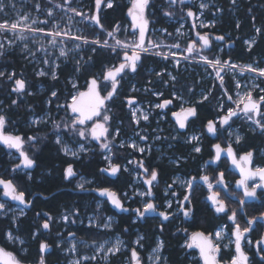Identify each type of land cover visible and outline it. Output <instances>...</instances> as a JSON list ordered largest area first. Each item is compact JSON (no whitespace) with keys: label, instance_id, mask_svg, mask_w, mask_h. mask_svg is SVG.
I'll list each match as a JSON object with an SVG mask.
<instances>
[{"label":"trees","instance_id":"trees-1","mask_svg":"<svg viewBox=\"0 0 264 264\" xmlns=\"http://www.w3.org/2000/svg\"><path fill=\"white\" fill-rule=\"evenodd\" d=\"M43 2V0H33L30 8L34 10L36 3ZM113 3V8H107L105 3L102 2L101 7L103 10L100 11V20L103 30L98 27L91 28L85 34L86 38L91 39L98 32L112 31L117 25L119 26V31L115 35L118 38L132 37L130 29H126L127 26H130L128 10L131 7L132 0H113ZM71 4H77V0H72ZM81 4L88 9H93L94 5H96L95 0H83ZM212 7L207 11L206 18H212V9L218 7L224 9V13L219 17L216 29L225 32L228 38L226 39L224 50L220 51V46L217 45L208 53L209 57L213 59L219 56L221 61L231 60L237 64L256 62L260 67L264 68V34L252 38L256 28H261L262 33H264V0H236L235 4H231L229 0H216ZM149 8V24L155 26H167L169 18H182L183 15L177 5L169 7L165 0H150ZM165 10L171 11L173 15L165 16ZM237 23L240 25L239 28L236 26ZM45 28L49 29L50 23L45 25ZM240 36L241 38H238ZM245 39L255 40L251 51L245 46ZM228 43H234L235 46L231 47L227 45ZM92 48H96V51L93 52ZM82 54L85 60L79 66V72L76 71L78 66L75 62L71 60L65 63L61 62L56 69L58 78L55 80L50 75L38 76L37 73L40 66L31 63L30 59L17 49L7 51L4 56L0 57V70L5 71L6 74L14 71L17 78H23L27 82V91L32 93L31 95L25 93L18 98L17 94L11 91L13 82L6 78L1 79L4 81V91H7L4 105L7 109L5 115L7 116L8 124L12 126V130H16L24 138L32 135L44 136L46 133L48 135L51 132V128L48 125L43 124L36 128H29L26 125L32 117H44L46 114L57 115V120L63 116L69 117V112L65 111L63 107L58 108V105H67L71 102V97L75 91L71 79L75 78L78 83V89L85 91L87 83L92 77L99 79L107 67L118 66L122 62L120 52L114 53L99 46H85ZM89 57H91L90 60ZM163 69H170L168 61L164 62L152 56L144 57L143 62L137 67L135 73L124 76L121 80L118 97L108 105L112 110L109 122L110 132L114 134L117 129L119 130V135L115 138V146L112 150V162L121 166L120 176L116 180H110L103 175L100 169L105 168L107 162L103 157L104 152H99L98 146L94 143H91L92 150L89 154L81 155L79 159H71L62 154L61 147L55 143V138L49 135V139L47 138L40 145L39 150L34 153L37 166L31 172L32 179H29L27 175H17L15 182L18 189L24 191L30 197L35 193L40 194V197L32 202L30 211L18 217V221L15 224L12 221L11 214L5 215V217L0 215V247L12 252L22 261V264H37L40 256L39 244L44 241L53 248L51 254L45 255L46 262L48 264H66L68 260L64 253L66 245L62 244L57 247V242L64 241L68 236H72L70 233H74L75 237L91 244H97L115 233H121L127 238V243L130 247H133L135 238L142 235L141 244L145 246L146 250H150L157 244L159 235L164 241L163 254L168 264H200L199 260L190 259L191 256L196 255L198 252L196 250L187 252L188 249L184 246L187 239L191 237L192 233L198 231L203 232L205 235H213L220 225L227 223L226 217L215 215L209 203L206 199L204 200L203 189L200 187H195L190 193L191 203L194 207L193 219L191 222L183 223L181 226H178V221H176L170 225L163 226V231H161L160 225L134 222V214L129 216L121 215L112 231H98L87 225V219L92 214L116 215L108 198H99L94 192L92 193L88 190L109 188L117 193L123 203L130 199L133 175L123 170V167L128 165L130 160L138 161L142 159L146 167L150 170L154 168L158 171L157 189L160 192V201L164 202L170 196L163 195V188L172 184L173 176L181 174L188 177H200L203 172L202 165L213 157V142L208 136L202 153H195L193 146L186 139H174V131L171 128L168 133L166 132L163 140L158 143L162 145L163 149H167L171 157L179 160V164L169 163L168 158L161 157L160 152L156 150H153L151 155L146 157L129 147L119 146L122 138L133 135L137 130L132 121L130 108L127 107L126 102L124 103L125 98L135 97L138 102H149L151 106L155 100L151 95L153 91L163 92L164 98H166L172 95L173 89H176L182 91L184 96L189 99L196 95L199 88L205 87L208 91L210 90L212 82L210 80L200 81V77L203 76L201 73L197 74V72L192 71H185L180 74L175 73L176 79L171 81L166 74H163L162 77L156 75ZM150 70L153 71L150 72ZM132 81H136L139 87L147 86L150 93L148 95L132 93L130 90ZM223 84L228 93L233 95L235 92L233 79L230 76H226ZM39 87L42 89L39 90ZM221 88V84L218 85L208 100L204 101L203 104H196L199 112L197 120L199 124L202 123L204 125L207 120H214L220 114L218 106L219 95L222 93ZM52 91L57 92L56 97L51 96ZM256 95L258 96V93ZM14 99L17 100L16 105L11 103ZM225 101L229 105L227 99ZM52 121H54L53 118L50 119V122ZM233 125H241L240 130L243 137L240 143L233 144L237 152L252 151L255 155L254 165H264V134H261L258 130L253 132L249 124L239 118L233 121ZM141 126L142 128L144 127L143 135L151 139L153 137L152 129L155 126L154 117L151 125L146 126L142 123ZM227 138V135L224 138L218 137V142L222 146H226L225 139ZM70 163L77 172L75 179L85 177L89 181L85 185L84 191H72L76 188H74V181L64 179V170ZM12 165H14V162L10 160L8 152L0 146V177H9L12 172ZM133 165L135 164H132V168H134ZM220 167L222 171H225L228 165H224V162H222ZM207 170L210 175H213L218 169L210 166V169ZM230 178L229 176L228 179ZM70 182L72 183L70 184ZM124 192H127L128 196L123 195ZM183 196H185V192L181 191V197ZM257 197V201L244 204L243 210L248 218L259 217L264 213V189H259ZM137 200V197L136 200H130L128 205L130 207L138 206ZM232 206L234 207L235 205L232 204ZM76 212L79 213L78 216L74 215ZM37 213L40 215L38 216ZM45 213L53 218L50 231L47 232L40 227L47 218L44 215ZM64 215L69 217L68 222L63 221L62 217ZM241 219L244 221V216H241ZM73 220H75V223L72 222ZM259 225H264V222L258 223ZM126 228L130 230L131 234L126 235ZM38 229L40 235L33 239V233L37 232ZM10 231L23 240L24 243L19 245L18 242H9L6 238V233ZM263 231L264 227L259 226L252 240H259ZM81 253L89 252L81 251ZM232 255L233 251L224 250L223 259L231 260ZM122 263V261H118L117 257H113L109 264ZM85 264L93 263L87 262ZM253 264H262V262L254 257Z\"/></svg>","mask_w":264,"mask_h":264},{"label":"snow or ice","instance_id":"snow-or-ice-1","mask_svg":"<svg viewBox=\"0 0 264 264\" xmlns=\"http://www.w3.org/2000/svg\"><path fill=\"white\" fill-rule=\"evenodd\" d=\"M105 3L107 8H113L114 3L113 0H95L97 14L92 16H85L86 19H90L93 21L97 26H99L103 30V25L101 24V20L99 17V10L101 8V4ZM65 3L70 4L71 0H65ZM165 3L168 4L169 7L176 5L179 3L180 5H186V0H165ZM232 3L235 4L236 0H232ZM150 0H132L131 7L128 10V15L132 19V27L133 29H138V37L136 36L135 31L133 32V39L128 41H121L115 37V33L119 31V26L117 25L112 31L107 32L108 36L113 37L115 40V45H109L107 40L101 42L99 39H95L89 41L86 37L75 36L71 37L72 39H83L85 44H95L99 45L100 47L110 48L112 52L117 53L118 48L123 50L122 62L118 64V66H111L107 67L105 71L102 73L101 77L98 79L97 77H92L87 83V90L86 91H79L76 95L71 97V102L67 105H58L59 107H63L65 111L70 112V116L68 117V121L63 124V128L66 132H70L74 137H78L79 140L77 141V146L72 147L67 142L62 140L59 130L61 128L60 123H56L53 121V127L57 130L56 133V140L55 143L61 146V151L65 155H70L73 158L79 159L81 153H86L89 149L86 147V144L81 141H94L98 144L100 150L102 152H106L107 154L104 156V159L108 162V166L105 168H101L100 171L102 173H108L109 175L116 176L119 172H121V166L112 162V150L114 145V141L116 136L119 135V130L115 131V134L110 132V125L109 121L111 119L110 115L108 114L109 109L106 108V102L112 100L117 95V89L120 83V80L127 75L128 71L135 73L137 71L138 63L141 61V53H147L151 48H159L160 44L156 43L152 40L147 41V46L145 43L146 37V30L149 24V20L145 16V10L149 7ZM37 11L40 10L39 3L35 5ZM56 7L61 8L62 5L57 4ZM199 8L201 9V15H203V10L209 8L207 3L201 2L199 4ZM5 9L3 0H0V12H3ZM69 11L75 13L79 16H84L85 14L78 11L75 8H69ZM183 10V9H182ZM220 11V9H217ZM47 16L53 17L54 12L52 9L47 10ZM165 16H172L173 13L169 10L164 11ZM188 17H195L196 14L189 9L186 13ZM198 19V17H197ZM71 20V17H69ZM255 20V18H253ZM30 21V22H29ZM38 21L36 19H30V14H24L20 16V18L9 24L8 21L4 23H0V33L12 32L16 39L21 41H25L28 37L25 35V32L31 33H43L45 36L50 37L49 43L52 46H56L58 43L63 44V36H70L69 32H63L60 29V25L58 23H53V30L49 32H45L43 28H36ZM41 24H47L48 20L39 21ZM201 27H211L214 26V22L210 24H205L203 21L200 22ZM237 28H239V23H237ZM195 27V25H194ZM166 31V30H164ZM179 32V29L177 30ZM257 35L264 34L262 33L261 28L255 29ZM199 40L202 42L201 49L210 48V39L207 34L200 35L197 33ZM60 37L58 40L57 38ZM215 39L217 41H223V36H216ZM12 41H9V45H11ZM245 44L248 46V50L251 51L253 45L255 44V40H246ZM4 44L0 43V56L5 55L4 51ZM79 48V45H76ZM172 47H179V44H174ZM24 49L28 50L27 44L24 45ZM131 50V55H129L128 50ZM201 49H197L195 43H190L186 51L189 55L193 53L199 54ZM30 51V50H28ZM92 51L95 52L96 48H92ZM223 51V49H221ZM31 55H35V53H31ZM119 54V53H118ZM156 55H162L164 59H168V56L162 53H155ZM172 55H175L174 53ZM60 56L66 57L67 52L63 47L60 48ZM91 57H89V60ZM188 59V57H185ZM200 61L204 62L205 64L211 66L216 71V77L221 82V87H223V76L221 72H223L226 68L227 69H234L237 67L234 63H230V61H221L218 57L214 59H209L206 55H200ZM45 65H50V70L45 71L41 69L37 75L39 76H51L53 80L57 79V74L55 69L58 67L53 61H50L48 58H45L42 61ZM79 65V61L76 62ZM179 62L177 61V64ZM76 71L79 72V66L76 68ZM241 72L248 71L255 73L259 77H264V68H260L255 66L254 64H248L242 66L240 68ZM158 77H162L163 73H156ZM171 81H175L176 77L172 76L171 73L167 74ZM0 78H6L9 81H12V88L11 91L17 94L18 98L27 93L31 95V92L27 91V82L23 78H17L16 73L13 71L11 73H7L5 71H0ZM73 87H76V84H73ZM237 88H240V84L237 83ZM254 87H257L254 85ZM110 88V90H109ZM135 87H133V91H136ZM102 91H106V95H102ZM227 90H225L226 93ZM264 92V89H261ZM153 95L161 96L162 93L153 92ZM239 95V94H238ZM52 97L57 96L56 91L51 92ZM208 95H203L201 100L197 102V105L203 104L204 101L208 100ZM174 99L183 100L182 96H177L176 93L172 94V99H164L162 103H157L155 105L158 109H165L168 105L173 103ZM229 100L232 99L231 96L228 97ZM12 105L17 104V100H12ZM135 99L128 100V106L131 110V117L133 123L136 125L140 124V121H148L149 114L147 112L142 111L139 107H134ZM242 105V107H241ZM264 106V95H261L259 99H254L252 92L248 91L243 96L239 97V100L236 102V109L228 108L226 111L223 108V105H219L221 111H224L225 114L219 118V125L221 127L227 125L228 128H231L230 121H232L233 117L239 118L241 114H243L244 119L249 121L252 125H255L252 128V131H259L261 134H264V114L261 112V108ZM197 106H189L184 107L181 105L179 111L172 112V116L175 118L176 124L178 125L179 129H185L188 125L189 118H195L197 116ZM47 119L36 118L32 121L33 124L38 125L40 123H47ZM8 123L7 116L0 112V144L4 145L9 150H15L18 153V162L15 164L13 171L17 170H31L37 166V161L35 159L34 154H30V152L25 149V144L28 143L30 147H36V142L38 141V137L36 136H29L27 140L21 135H13L8 134L5 132V125ZM206 130L208 133L215 135L217 133V121L209 120L206 124ZM227 130V129H225ZM139 136V139L142 141H147L148 137L146 135H141L139 132L136 133ZM229 135L231 136L232 133L230 132ZM156 140H160L161 137H155ZM200 138L198 136L190 137L188 142L191 141H198ZM243 137L239 134L235 135V143H240ZM120 147H125V142H121ZM127 147H131L134 150L138 151L141 154L146 152H150V147H140L135 141H132L127 144ZM215 149V159L219 160L221 157L222 152H226L228 158L231 159L232 164L239 169L240 171V179L236 182L238 188L243 189V197L255 199L257 198V193L259 189H264V167H256L252 168V160H253V152L249 151L246 154L242 155L237 159L231 144L227 146V148H222L220 144L214 145ZM38 150V149H37ZM193 151L196 153L201 152V148L198 146H193ZM130 164H135L136 169L140 170L137 174V179H142L143 184L147 185V188L143 192H134L135 196H139L141 198H148L143 203L142 209L136 208L134 211L136 216L140 219L145 218L146 213L150 212H157V205L152 202L151 197H153V187L154 182L158 181L159 173L156 169H149L145 166L144 160L138 161H129ZM124 171H128L127 168L123 169ZM142 173V175H141ZM29 179H32L30 172H25ZM77 175V172L74 170L73 165L70 163L64 170V179H70ZM256 178L259 179V183H253L251 186L249 185V181H255ZM205 184H207L211 195H209L208 199L212 202L215 211L217 213H226L228 208L225 204L224 199L220 198V193L218 191H212L213 184L210 182V178L207 175L201 177ZM195 180V177H193ZM80 183H77L76 187L78 189L84 190L85 183H89V181L84 180L81 177ZM217 184L223 187H227L224 182V173H219V179L217 180ZM0 187L3 189V195L5 197L10 198L12 201L18 202L20 205H24L25 207L31 206V201L26 200L25 192L19 190L18 187L13 183L12 180H4L0 178ZM169 188L172 185H168ZM186 187L189 190V194L183 197V202L179 204L178 211L182 212L185 217H189L191 215L192 209L187 207L186 205L191 204L190 193L193 187L192 180L186 182ZM100 196H106L108 201L120 211L128 212L130 211L129 208L124 206L121 198L117 196V193L110 190L109 188H100L97 189ZM127 195V194H125ZM175 195V193H173ZM241 198L239 200V204L241 207L245 204V199ZM172 207V202H167V208ZM6 205L5 203H0V213L5 212ZM20 215H24V209L21 208ZM39 216L40 214L37 213ZM47 218L41 224V228L43 230L50 231V226L52 223L53 218L49 216L47 213L44 214ZM74 215L78 216L79 213L76 212ZM158 215L163 218V220L167 221L170 218V213L167 211H159ZM13 223H17L18 217L13 216ZM62 219L65 222H68L69 217L64 215ZM228 220L232 221L233 230L232 236L234 237V241L230 240V244H234V255L231 257V260L228 264H251V259L248 253L245 250L244 242L246 240L247 235L253 231V226L258 225L259 221H264V213H262L259 217H252L247 220V226L241 228L240 224L237 222V212L235 209L231 211V214L228 215ZM75 223V220L72 221ZM135 222V221H134ZM264 227V225H259ZM89 227H103L104 229H110L112 227V217H107L102 225L96 223L93 218H89ZM226 227V226H225ZM127 231V229H126ZM161 231H163V226H161ZM40 235L39 229L37 232L33 233V239H36ZM70 235H75L74 233H70ZM6 237L8 240L15 243L19 240V237H15L12 232L6 233ZM225 238L224 230L221 229L212 235H205L203 232H194L191 234L190 242L186 244V247L189 249L196 248L199 250L200 258L203 261V264H220L218 260V255L221 251V246L219 241ZM141 240L143 237H139L134 243L140 245ZM215 240V242H214ZM20 244H23V240L19 241ZM247 245L255 247L256 255L259 256L260 261L264 264V235L260 237L259 240L253 241L251 239L246 240ZM122 242L117 240V242L110 248L107 249L108 253L115 255L117 252L121 250ZM60 245L58 244L57 247ZM142 246V245H141ZM50 248V245L47 242L41 241L39 244V259L37 264H46V259L44 253ZM164 248V241L158 240L157 246L152 250L153 255L149 257V259L153 262V264H159L161 260L165 261L166 258L161 256L162 249ZM224 248H229V244H225ZM76 245L75 243L72 244L70 251H75ZM99 251H104V245L101 244L99 246ZM84 259H93L95 260L96 257L93 256L91 258L85 257ZM107 259V256H105ZM131 261L134 264H140L139 254L135 248L131 249ZM0 264H22V261L18 259L12 252L6 251L4 248L0 247ZM69 264H80L79 260L70 261Z\"/></svg>","mask_w":264,"mask_h":264},{"label":"rangeland","instance_id":"rangeland-1","mask_svg":"<svg viewBox=\"0 0 264 264\" xmlns=\"http://www.w3.org/2000/svg\"><path fill=\"white\" fill-rule=\"evenodd\" d=\"M43 1H44L43 3H39L40 10L37 11L36 7L34 8V10H32L30 8V4L33 2V0H3L4 6H5V9L3 12L5 13L6 17L8 18L7 21L9 22V24L11 22L17 21L20 18V16H22L24 14H30V19H36L38 21V23L36 25H34V27L43 28L45 32H49V31L53 30V23H58L60 25V29L63 30V32H69L70 31V36H63L64 43L62 45L58 43L56 46H52L49 43L50 37L45 36L43 33H39V32L38 33H31V32L26 31L25 35L28 37V39L25 41H21L19 39H16V37L14 36V34L12 32L0 33V43L4 44L5 53L7 51L12 50V49L19 50L21 53L25 54L28 59H30L31 63H34L37 66H40L38 69V72L41 69H43L45 71L50 70V65H45L42 62L45 58H48L50 61H53L56 65H58V67L60 66L61 62L65 63V62H68L69 60H71L75 63L77 61H79V65H77V66H80L85 60L84 55L82 54V50L85 49V46H99V45L85 44L83 42V39L76 40V39H72L71 37H75V36L85 37V34H87V32H89V30L91 28L97 27L93 21L85 18V16L90 17V16L94 15L96 5H94L93 9H88V8H86L85 5L81 4V2L83 0H77V4H75V5H72L71 3L70 4L65 3V0H43ZM195 2H197L198 5L201 2L207 3L209 5V8L206 10H203L205 12V11L210 10L211 6L213 4H215L216 0H195ZM229 2L231 4H233L232 0H229ZM57 4L62 5V7L61 8L56 7ZM149 7H150V5H149ZM149 7L147 8L146 18L150 21V8ZM69 8H75L78 11L84 13L85 15L84 16L76 15L75 13L69 11L68 10ZM48 9L53 10V12H54L53 17L47 16L46 13H47ZM200 11H201V9H200ZM3 12H0V15H3ZM11 15L13 16L12 18H10ZM200 16L202 17V19L200 18V21L201 20L203 21V15L200 14ZM69 17H71V20H69ZM46 19L48 20L47 24L39 23V21H44ZM173 19L176 20V17H174ZM4 22L5 21H0V23H4ZM49 23H50V28L49 29L45 28V25H48ZM174 23H176V21H173L172 24H174ZM182 23H184V22L180 21V23H179V28H178L179 32L177 31L178 29H176L171 35H169V37L162 30L159 31L157 29H154L153 32L149 33L148 40H152L156 43H159L160 47L159 48H151L149 50V52L145 53L143 56L144 57L152 56V57L158 58L159 60L164 61V62L168 61L170 69H163L161 71L163 74H166V75L168 73H171L172 76H175L176 72L182 73L183 70H188V71H192V72H197V70H198L201 74H203L205 71L206 75L210 74L209 78H210V81L212 82V84L210 85V90L208 93L211 95L212 92L216 90V87L221 84L220 80L216 77V71L211 66H209L205 63L204 64L200 63V65H199V63H195V62L191 61V59H192L191 57H188V56H186V54H184L183 46L181 43L179 44L178 38L180 37V39H183V37H184L186 39L188 34H187L186 27H184V25ZM126 29H128V27H126ZM107 32L108 31H104L103 33L99 32L98 34L96 33L93 38H91V39L87 38V39L89 41L99 39L101 42H103L104 40H107L108 37H111V36L107 35ZM157 32H159V35H155ZM136 36L138 37V34H136ZM174 36L176 38H174ZM115 37L121 41H128V42H130L134 38L133 36L132 37L125 36V38L120 39L116 35H115ZM57 39L59 40L60 37H58ZM250 40H252V39H250ZM9 41H12L11 45H9ZM25 44H27L28 50H30V51L24 49ZM108 44L109 45H115V40L113 39V37H111V40L108 42ZM174 44H179V47L178 48L172 47V45H174ZM76 45H79V48H77ZM245 46L248 48V46L246 44H245ZM61 47H63L65 49V51L67 52L66 57L60 56V48ZM102 48H104V47H102ZM105 49L111 50L110 48H105ZM30 52L35 53V55H31ZM118 52L121 53V57H122L123 50L118 48ZM157 52L167 55L168 59H164L162 55H156L155 53H157ZM173 53L175 55H172ZM185 57H188V59H185ZM209 59H212V58H209ZM177 61L179 62L178 64H177ZM234 64L237 65L236 62ZM248 64H254L257 67H260L256 62L246 63V64H238L237 67L234 69L229 70L226 68L224 71V74L222 75L223 76V82H224V78L226 76H230L233 79L234 85H235V92L233 95H230L228 93V91H226V93H225L226 89L224 87V84H223V87L221 88L222 93H221V95H219V105L222 104L225 111L228 108L236 109V102L239 100V97L243 96L248 91L252 92L254 99H259V97L261 95H264V92L261 91V89H264V86H263L264 78L259 77L255 73H252V72H248V71L247 72L246 71L241 72L240 71V68L242 66H245ZM260 68H262V67H260ZM56 69H55V71H56ZM201 78H203V76ZM1 79L2 78H0V112L5 114L7 109L4 107V105H5V101H6L5 98L7 96V91L6 90L4 91V88H5L4 87V81H2ZM71 83H72V85L76 84L75 91L73 93V95H76L80 91L78 89V83L75 80V78L71 79ZM237 83L240 84V88L236 87ZM30 85H31V83H30ZM254 85H256L257 87H254ZM133 87H135V89H137V90H138V88H141V87H139V85H137L136 81H132L131 89H133ZM41 89L42 88L39 87V90H41ZM109 90H110V88H109ZM137 90H136V92H137ZM142 90H143V88H142ZM256 93H258V96L256 95ZM229 96L232 97L231 100L228 99ZM226 99L229 102V105H228V103H226V101H225ZM155 105L156 104L153 103V105H151V109H155L156 108ZM146 106L147 105L144 102H137L134 105V107H139L142 111L150 113ZM226 106H228V107L226 108ZM241 107H242V105H241ZM106 108L109 109L108 114L111 117L112 116L111 115L112 110L108 106H106ZM220 111L221 110L219 108V112ZM36 118L47 119L48 122L35 125L32 123V121ZM51 118H53V120L56 123L61 124L59 134H60L62 140L67 142L72 147L77 146V141L79 140V138L74 137L70 132H66V130L63 128V124L68 121V116H63L61 119L57 120L56 119L57 115L52 116L50 114H46L44 117H32L30 119L29 123L26 125L29 128H36V127H40L41 125L44 124V125L50 126V128H51V132L48 135H47V133L44 136L32 135V136L38 137V141L36 142V147H30V145L28 143L25 144V149H27L30 152V154L36 153L39 150L40 145L44 141L47 140L49 135H52L56 140L57 130L53 127V121L50 122ZM239 119H241L243 122H247L249 124V127H251V128L255 127V125H252L249 121L244 119L243 114L239 117ZM143 122L144 121L141 120L139 125H136L134 123L136 128H137L136 132L133 135H130L129 137H124L121 139V142L122 141L125 142V147H127L128 143L135 141L140 147H146V148L150 147L151 151L156 150V151L160 152V156L168 158L169 163L177 164V162H179V160H177L174 157H171L170 154L168 153L167 149H163L160 146H155L153 143H151L152 145H147L144 141L139 139V136H137L136 133L139 132L141 134V130H142L141 125ZM6 126H7V129L9 127L12 128L11 124L7 123ZM240 127H241V125H236V126L232 125V127L230 128L229 133L231 132L232 135L230 136L228 133V136L232 140L235 141V135L236 134H239L242 136V131L240 130ZM12 131L14 132V134L20 135V134H18V132L16 130H12ZM158 132H159L158 134L161 133L160 131H158ZM158 136L161 137L160 135H158ZM195 136H198L201 139L200 134H197ZM25 140H27V138H25ZM155 141H156V139H155ZM81 142L85 143L86 147L89 150L86 153H81L80 157H81V155H87L91 152V150H92L91 143H93V141H81ZM129 148H131V147H129ZM131 149L134 150L133 148H131ZM98 150H99V152H102L100 150L99 146H98ZM134 151H136V150H134ZM136 152H138V151H136ZM62 154L68 158L76 159L70 155H65L63 152H62ZM106 154L107 153L104 152L103 157ZM139 154H141V153H139ZM8 156H9L11 161L16 160L18 162V159H19L18 154H8ZM112 156H113V154H112ZM107 166H108V162H107ZM133 166H134V168H132V164L129 163L128 165H125L123 167V169L127 168L128 171H125V172L133 175V184L131 186L130 193L134 195V192H137V191L143 192L144 189L140 184V180L137 179V174H138L139 170L136 169L135 165H133ZM12 167H13V165H12ZM83 178H84V180L87 181V179H85V177H83ZM187 181H188V179H186L185 177H182L181 175H175V177L172 181V184H171L172 187L169 188L168 186H165L163 188V195L164 196H177V194L179 192L178 188H181L182 190H186V188H187L186 182ZM80 182H82L81 177H79V179L75 182V186L77 185V183H80ZM86 184L87 183H85V185ZM173 193H175V195H173ZM139 199L142 200L141 202L143 204V202L145 201V198L139 197ZM168 201L176 203V200L168 198L166 200V206H167ZM0 203H4V202H0ZM20 209H21L20 207H7V205H6L5 212L0 213V215L5 217V215L11 214L12 218H13V216L20 217V216H22V215H20V211H19ZM24 213H25V210H24ZM107 217H109V216L100 215L98 213L92 214L87 219V225L89 226V218H93V220L96 223L102 225ZM110 217H112V227L110 229H107V231H112L113 227L115 226V223H116V221H115L116 219L113 216H110ZM101 220H103V221H101ZM12 221H13V219H12ZM93 228L97 229L98 231H103V230L105 231L106 230L103 227H93ZM221 229L224 230L225 238L219 241L220 246H224L225 244H229V247L233 246L234 244L229 243L230 240L234 241V237L232 236V232L228 231L225 226H220L215 231V233L217 231H220ZM12 234L15 237H17L13 232H12ZM214 234L212 235L213 237H214ZM139 237H141V236H137L134 241H136ZM20 240L21 239L19 238V240L16 241V242H18L19 245H20V242H19ZM117 240L122 242L121 250H124L125 249L124 241L119 235H114L113 237L109 236L97 244L93 243L94 245L89 243L88 241L81 240V239L72 235V236H68L64 241H58L57 245L58 244L60 246L62 244L66 245V248L64 250L66 257L68 258L66 264H69V262L73 261V260H79L80 264H85L87 262H92L93 264H98V263L99 264H109V262H110L109 259L111 258L112 254L109 255V253L107 252V249L112 247L117 242ZM8 241L13 243L10 240H8ZM188 242H190V237H189L187 243ZM214 242H215V240H214ZM73 243H75V245H76V249L74 252L70 251ZM101 244L104 245V251H99V246ZM156 246L154 248H156ZM187 249L191 250L189 248H187ZM152 250H150V252L147 255V260H148L147 264H153V262L149 259V257L153 255ZM192 250H196L198 253L194 256H191L190 259L191 260H199V263L203 264V261L200 258L198 249L192 248ZM81 251H88L89 253H81ZM93 256L96 257L95 260L84 259L85 257L91 258ZM105 256H107V259H105ZM161 256L163 257L162 252H161ZM124 264H134V263L131 260L127 259V260H125ZM159 264H165V261L161 260L159 262ZM166 264H168V263L166 262Z\"/></svg>","mask_w":264,"mask_h":264},{"label":"flooded vegetation","instance_id":"flooded-vegetation-1","mask_svg":"<svg viewBox=\"0 0 264 264\" xmlns=\"http://www.w3.org/2000/svg\"><path fill=\"white\" fill-rule=\"evenodd\" d=\"M247 1H249V0H247ZM176 5L178 6L179 10L183 14L182 15V18H177L176 17V20L173 19L174 17L169 18L170 21H176V23L171 24L170 22H167V26H155L153 24L152 25L151 24H148V27H149L148 34L151 33V32H153L154 29H157V30L158 29H161V30L162 29H165L166 32L169 31V32L173 33L179 27L180 21H183L184 23H182V24L186 27L188 36H187L186 39L183 38L184 41L182 42V46H183V48H184L187 56H190V57H199L200 55H207V57L209 58V54L208 53L210 51H212L217 45L220 46L219 47L220 48V51H221V49L224 50V48H225L224 46L226 44L225 42H226V39L228 38V35L225 32L220 31V29H218V30L216 29V26L218 25V22H219V17H220V15H222L224 13V9H222L221 7L212 9V18L211 19H207L206 16H205L206 13H207V11H205V12L203 11V22L205 24H210V23H213L214 22V26H211V27H201L200 26V22L202 21V20L200 21V18L202 19V17L200 16L201 11L199 9V5L197 4V2H195V0H190V1L186 2V5H180L179 3H177ZM189 9H191L196 14L195 17H188L186 15V13H187V11ZM217 9H220V11H217ZM101 10H103L102 7L99 10V17L101 15V13H100ZM146 12H147V9L145 10V16H146ZM96 13H97V9L95 7V13H94V15H96ZM12 17L13 16L11 15L10 18H12ZM197 17H198V19H197ZM7 20H8V18L6 17L5 13L3 12V15H0V21H7ZM130 20H131V17H130ZM194 25H195V27H194ZM97 27L100 28L99 26H97ZM131 28H132V24H131V21H130V27H129L130 32H131ZM197 33H199L200 35L207 34L209 36L210 45H211L210 48L201 49L202 42L199 40V37H198ZM136 34H138V33L136 32ZM131 35L133 36V33H131ZM156 35H159V33L156 34ZM216 36H223L224 37V40L223 41H217L215 39ZM257 36L258 35L255 32V34H254V36L252 38H256ZM238 38H241V36L238 37ZM245 40H248V39H245ZM190 43H195L197 49H201L199 51V54L193 53L192 55H189L187 53L186 48H187V46ZM227 45H229L231 47H234L235 46L234 43H228ZM128 52H130V51H128ZM129 54H131V53H129ZM121 61H122V57H121ZM142 62H143V60H142ZM140 65H138V66H140ZM113 66H115V65H113ZM152 71L153 70H150V72H152ZM130 73H132V72L128 71L127 75L130 74ZM158 73H162V72H158ZM176 73L177 74H180L181 72H176ZM197 74H200V72L197 71ZM202 75H203V78L200 77V79H199L200 81L201 80H210V78H209V75L210 74H207L206 75V72L204 71V73ZM175 77H176V75H175ZM120 84H121V80H120V83H119V86H118V89H117V95L112 100L107 101L106 102V106H108L113 100H115V98L118 97V91H119ZM142 88H143V90H142ZM130 90H131L132 93H141L143 95H148L150 93L149 88L147 86H142L141 88H138L137 92L136 91H133V89H130ZM153 92H157V91H153ZM208 92L209 91L205 87L199 88V90L197 91L196 95L188 99V98H186L184 96V94H183L182 91H178L176 89H173L172 90V94L173 93H176L177 96H182L183 97V100L181 101V100H178V99H174L173 100V103L170 104V105H168L165 109H158V108L151 109L150 103L149 102H145L146 105H147L146 107H147V109H148V111L150 113H148L149 114V120L148 121H144L143 124L146 125V126L151 125V121H152V119L154 117V119H155V126L152 129L153 137L151 139H148L147 141H144V142L147 145H152L151 143H153L155 146H160L162 148V145L159 144L158 142H160L161 140H163V137L165 136L166 132L168 133L169 129L171 128L174 131V135H173L174 139H186L187 142L189 141L190 137H192L194 135H197V134H200L201 139H199L198 141L188 142L192 146L195 145V146L200 147L201 148V152H199V153H202V151H203V147H204L205 143L207 142V136L211 139V141L213 142V145H214L216 143H219L218 142V137L224 138L227 135L228 138L225 139L226 146H222L220 143L219 144L223 148H227V146L229 144H231V146H232L233 150L235 151L238 159L243 154H246L247 152L238 153L237 150H236V148L233 146V144L235 143V141L232 140L228 136V133L230 131V128H228L227 125H225L223 127H221L219 125V123H218L219 118L225 114L224 111H220V114H218L216 116V118L214 119V121H217V133H216V138L214 140L212 139V137L210 136V134L206 130V124L211 119L207 120L204 125L201 123L202 124V126H201V124H199L198 121H197L198 120V115H199L198 109H197V113H198L197 116L195 118H189L188 125H187V127L185 129H179L178 125L176 124V121H173L172 120V112L179 111L181 105H183L184 107L197 106L196 105L197 102L201 100V98H202L203 95H208V97L210 96V94ZM152 93H151V95L155 98V100L153 101L154 104L162 103L164 99H172V95L170 97L164 98V93L163 92H158V93H162L163 94L161 96H156V95H153ZM101 94L102 95H106V92L105 91H102ZM133 98L135 99V104H136L138 102V99L135 98V97H129V98H125L124 99V103L126 102L127 107H129L128 106V100L129 99H133ZM153 103H152V105H153ZM262 114H264V107L263 106H262ZM69 115H70V112H69ZM236 118L237 117H233L232 118V121H230L231 127L233 125V121ZM225 129H227V130H225ZM143 130H144V127L141 130V135H143V133H142ZM158 131H160L161 133L158 134L159 133ZM5 132L8 133V134L16 135V134H14V132L11 130L10 127L7 129V126L5 127ZM158 135L161 136V139L158 140V141L157 140L155 141V137L158 136ZM93 143L96 146H98V144L96 142L93 141ZM213 145H212L213 157H212V159L207 160L202 165L203 172H202V174H201L200 177H195V176L188 177V176H183L181 174H176V175H181L182 177H185L186 179H188V181L192 180V182H193L192 190L195 187H200V188L203 189L204 200L206 199V201L209 203V206L213 210V212L215 213V215L216 216H223V217H226V219H227V223L226 224H223V225H220V226H226V229L228 231H231L232 232V230H233V224H232V221L228 220V215L231 214V211L233 209H235L236 212H237V222L240 224L241 228H244V227L247 226V220L250 219V218H248L246 216V214H245V212L243 210V207L244 206L241 207L240 204H239V200L241 198H244L243 197V189L241 188L239 190L238 187H237V184H236V182L238 181L239 175L233 170L232 166L230 165V163H229V161L227 159H221L218 162H215L214 161L215 152H214V149H213ZM0 146H2L4 149H6V151L8 152V154H18L15 150H9V149H7L2 144H0ZM152 151L150 150V152H146V153H144L142 155H145L146 157H149L151 155ZM263 155H264V150H263ZM254 159H255V155H254V152H253V160H252V168L253 169L256 168V167H264V165H261V166L254 165ZM12 161L14 162V165H13V167H11V171H12L11 172V175L9 177H0V178H2L4 180H12L15 185H16L15 182H16L17 175L26 176V174H25L26 171L31 173L35 169V167H34L31 170H24L23 172L21 170L13 171V168H14L15 164L17 163V161L16 160H12ZM222 162H224V165H228V168L225 171H222L221 170V167L220 166L222 165ZM177 164H179V163L177 162ZM210 166H213L214 168L217 167V169H218L217 172L213 173V175H210L209 171L207 170V169H210ZM221 172L224 173V182H225V185L227 186L226 188L223 187V186H221V185H218L217 184V180L219 179V173H221ZM120 174H121V172H119L116 175V177L112 179L111 177H108V176H106L103 173V175L105 177H107L108 179H110V180H116L120 176ZM141 175H142V173H141ZM204 175H207L210 178V182L213 184L212 191H218L220 193V198L221 199H224L225 204H226V206L228 208V211L226 213H217L215 211L214 206H212L211 201H208V197H209V195H211V192H210L207 184H205L204 181L201 179V177L204 176ZM228 175L231 177L230 179H228V177H229ZM31 176H32V173H31ZM174 177L175 176H173V179H174ZM193 177H195V180H193ZM75 178H76V176L73 177V178H70L71 180L74 181V183H73L74 184V188L76 187L75 186V182L78 180V179H75ZM173 179H172V181H173ZM139 180H140L141 186L143 187V189L145 191L146 188H147V185H144L143 184V180L142 179H139ZM71 183L72 182H70V184ZM157 183H158V181L157 182H154V187L152 189L154 195H153V197H151L152 202H154L157 205V212L146 213L144 219L138 218L136 216L135 212L134 211H131V210H134L136 208H141L142 209V206H143V204L141 202L142 200L139 199L138 196H135L133 194H130V199H128L124 203V206L126 208H129L130 211H128V212L120 211L119 209H116L111 204V208L116 212V215H112V214L106 215L105 214V216H113L116 219L115 221L117 223L118 220H119V218L121 217V215L129 216L130 214H134V221L135 222L138 221V222H141L143 224L153 223L155 225H160V227L161 226H165V225L166 226L167 225H170L172 223H175L176 221H178V226H181L183 223L191 222L192 219H193V213H194V207H193V204L192 203L190 205H186L187 207H190L192 209L191 215L189 217H185L182 212L178 211L179 204L181 202H183V197H184V196L181 197V191H184L185 192V195H188L189 194L188 188H186V190H182L181 188H178L179 192H178L177 196H170L169 197V198H171L173 200H176V203H173L172 202V207L169 209L166 206V200L164 202H161L160 201L161 200V197H160V192L157 189ZM253 183H259V180L249 181V185L250 186ZM76 188L74 190H72V191H74V192H81V191H84L85 190V189L84 190H81V189H78V188L76 189ZM69 190H71V189H69ZM88 191H90V192L93 193V191H95V190L94 189H90ZM258 192H259V190H258ZM125 194H127V195H125ZM0 195H1L0 202H4L7 205V207H20V208H23L25 210V213L24 214H26L28 211H30V208L29 209H26L23 206H19V205H17L15 203V201H12L10 198L5 197L3 195V189H2V187H0ZM123 195L128 196V193L127 192H124ZM39 197H40V194H38V193L33 194L31 197H30V195H27L25 193L26 200H29L31 202L35 201V199L36 198H39ZM136 197L138 198V200H137L138 203H139L138 206L130 207L128 205V202L130 200H136ZM146 199H148V198H145V200ZM244 199H245L246 202H252V201H257L258 200V197L255 198V199H250V198H244ZM232 204L235 205V206L233 207ZM159 211H167L168 213H170L171 215H170L169 220H167V221L163 220V218L158 215V212ZM241 216H244V221H242ZM263 222L264 221H259L258 223H263ZM258 228H259L258 225H254L253 226V231L250 232L247 235L246 240L247 239H251L252 240V237L254 236L255 231ZM126 229H127V231H126ZM126 229H125L126 235L131 234L130 230L128 228H126ZM113 230H114V227H113ZM114 235H119L123 239L125 249L124 250H121L120 252H118L115 255H111V253H109V255H111V258L109 259L110 260L109 263H111L113 257H117L118 258V261H122L123 262L122 264H124L125 260H127V259L128 260H131V249L132 248H135L137 250L138 254H139L140 264H147V261H148L147 260V255H148V253L150 252V250H152L157 245L156 244L150 250H146L145 246L143 244H141V242H140V245H137V244L134 243L133 244V247H130L128 245V243H127V238L124 235H122L121 233H115V234L111 235V237H113ZM262 235H264V231H263V234ZM188 239H187V241H188ZM158 240H162L163 241V239L159 235L157 237V241ZM246 240H245L243 246L245 247L246 252L250 256L251 264H253L254 257L259 259V256L256 255V249H255V247H252V246L247 245ZM253 243H255V241H253ZM186 244H187V242L184 244L185 247H186ZM262 247H264V246H262ZM163 250H164V248L162 249V253H163ZM224 250H231V251H233V255H234V245L231 246V247H229V248H227V249H225L224 246H221L220 254L217 257L218 260L220 261V264H228V262L230 261V260L223 259V257H224ZM189 251L190 250H187V252H189ZM45 255H49V254H44V256ZM163 257H165L164 254H163ZM46 264H48V263L46 262Z\"/></svg>","mask_w":264,"mask_h":264},{"label":"water","instance_id":"water-1","mask_svg":"<svg viewBox=\"0 0 264 264\" xmlns=\"http://www.w3.org/2000/svg\"><path fill=\"white\" fill-rule=\"evenodd\" d=\"M188 1H190V0H186V2H188ZM97 14V13H96ZM131 21V24H132V19L130 20ZM147 30H148V27H147ZM147 30H146V35H147ZM135 31V33L136 32H138L139 33V30L138 29H133V27L131 28V33H133ZM146 38V37H145ZM142 60H143V58H142V56H141V61L138 63V65H140L141 63H142ZM228 61H230L231 62V60H228ZM221 74H222V72H221ZM261 112H262V108H261ZM172 120L173 121H175V118L172 116ZM210 134V136L212 137V139L214 140L215 138H216V134L215 135H213V134H211V133H209ZM216 144H219V143H216ZM215 145V144H214ZM214 145H213V149H214ZM223 148V147H222ZM234 151V150H233ZM214 152H215V149H214ZM234 153H235V151H234ZM235 155H236V153H235ZM244 155V154H243ZM236 157H237V155H236ZM221 159H227L228 161H229V163H230V165L232 166V168H233V170L239 175V178H238V180L241 178L240 177V171H239V169L238 168H236L233 164H232V161H231V159L230 158H228V156H227V154H226V152H222L221 153V157H220V159L219 160H216L215 159V156H214V161L215 162H218V161H220ZM237 159H238V157H237ZM106 176H108V177H111L112 179L113 178H115L116 176H112V175H109L108 173H104ZM256 180H259L258 178H256ZM239 190L241 189V188H238ZM94 192V194L96 195V196H98L99 198H107L106 196H100L99 195V192L97 191V190H95V191H93ZM208 201H210L209 199H208ZM15 203L17 204V205H19V206H23L24 208H26V209H31V206H32V202H31V206H29V207H25L24 205H20V204H18V202H16L15 201ZM212 203V202H211ZM212 206H213V204H212ZM47 231V230H46ZM52 250H53V248L50 246V248L44 253V254H50L51 252H52Z\"/></svg>","mask_w":264,"mask_h":264},{"label":"built area","instance_id":"built-area-1","mask_svg":"<svg viewBox=\"0 0 264 264\" xmlns=\"http://www.w3.org/2000/svg\"><path fill=\"white\" fill-rule=\"evenodd\" d=\"M173 21H170V23H172ZM185 27V26H184ZM179 28V27H178ZM177 28V29H178ZM159 31L161 30V29H158ZM165 29H162V31L165 33V34H167V32L166 31H164ZM157 33H159V32H157ZM174 38H176L175 36H174ZM184 38V37H183ZM178 42H179V44L181 43L182 44V42L184 41V39H180V37L178 38ZM183 40V41H182ZM182 41V42H181ZM128 51H130L131 52V50L129 49ZM183 51H184V54H185V50H184V48H183ZM142 54H145V53H142ZM149 54V53H148ZM187 56V55H186ZM189 57V56H188ZM200 57V56H199ZM199 57H192V59H191V61H193V62H195V63H199V65H200V63H202V64H204V62H202V61H200V59H199ZM183 63V62H182Z\"/></svg>","mask_w":264,"mask_h":264},{"label":"bare ground","instance_id":"bare-ground-1","mask_svg":"<svg viewBox=\"0 0 264 264\" xmlns=\"http://www.w3.org/2000/svg\"><path fill=\"white\" fill-rule=\"evenodd\" d=\"M197 40H198V39H197ZM191 58H192V57H191ZM192 65H193V64H192ZM237 65H238V64H237ZM198 66H199V65H198ZM246 72H247V71H246ZM246 72H245V73H246ZM263 78H264V77H263Z\"/></svg>","mask_w":264,"mask_h":264}]
</instances>
